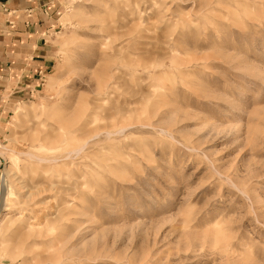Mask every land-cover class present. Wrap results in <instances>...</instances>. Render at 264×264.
Wrapping results in <instances>:
<instances>
[{"label": "rangeland", "instance_id": "1", "mask_svg": "<svg viewBox=\"0 0 264 264\" xmlns=\"http://www.w3.org/2000/svg\"><path fill=\"white\" fill-rule=\"evenodd\" d=\"M39 14L0 3V264H264V0Z\"/></svg>", "mask_w": 264, "mask_h": 264}, {"label": "crops", "instance_id": "2", "mask_svg": "<svg viewBox=\"0 0 264 264\" xmlns=\"http://www.w3.org/2000/svg\"><path fill=\"white\" fill-rule=\"evenodd\" d=\"M49 2L50 0H2L0 2L19 13L20 20L14 31L18 36L15 38L13 36L11 39L21 44L24 49L38 51V42L44 28L43 16L39 14V11ZM3 37L0 34L1 40ZM1 44L2 41H0Z\"/></svg>", "mask_w": 264, "mask_h": 264}, {"label": "bare ground", "instance_id": "3", "mask_svg": "<svg viewBox=\"0 0 264 264\" xmlns=\"http://www.w3.org/2000/svg\"><path fill=\"white\" fill-rule=\"evenodd\" d=\"M106 133V132H105ZM101 135V134H100ZM97 137V136H96ZM96 137H94V138H96ZM108 137V136H107ZM82 148V147H81ZM78 150H80V149H78ZM77 154V153H76ZM0 161H2V159H1V157H0ZM0 179H1V177H0ZM1 183V182H0ZM1 188V187H0ZM2 192V191H1ZM4 196H2V193H0V205L2 204V202H3V198Z\"/></svg>", "mask_w": 264, "mask_h": 264}]
</instances>
